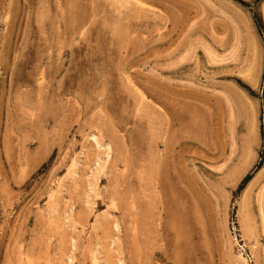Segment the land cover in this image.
I'll return each mask as SVG.
<instances>
[{"label":"rangeland","instance_id":"rangeland-1","mask_svg":"<svg viewBox=\"0 0 264 264\" xmlns=\"http://www.w3.org/2000/svg\"><path fill=\"white\" fill-rule=\"evenodd\" d=\"M0 264H264V0H0Z\"/></svg>","mask_w":264,"mask_h":264},{"label":"bare ground","instance_id":"bare-ground-1","mask_svg":"<svg viewBox=\"0 0 264 264\" xmlns=\"http://www.w3.org/2000/svg\"><path fill=\"white\" fill-rule=\"evenodd\" d=\"M166 155V154H165ZM167 156V155H166ZM163 157V156H162ZM168 157H169V154H168ZM167 158V157H166ZM159 176V175H158ZM157 176V177H158ZM160 179V178H159ZM157 180V179H156ZM161 180V179H160ZM164 180V179H163ZM162 185V184H161ZM160 186V185H159ZM163 191L161 190V194L160 195H162L163 193H162ZM162 200V199H161ZM163 201V200H162ZM162 203V202H161ZM166 203V202H165ZM158 207V206H157ZM161 209H162V207H161ZM161 211H163V209L161 210ZM164 214V213H163ZM160 218V217H159ZM158 221H160V220H158ZM161 223V222H160ZM159 223V224H160ZM159 228V227H158ZM164 234V233H163ZM177 234V233H176ZM164 235H166V234H164ZM160 236V235H159ZM162 237H163V235H161ZM166 237V236H165ZM162 239V238H161ZM160 244V243H159ZM181 245L182 244H179V250L181 249ZM159 253V252H158ZM160 256V255H159ZM163 256V255H162ZM164 257V256H163ZM159 259V258H158ZM154 261V260H153ZM160 262H162V261H160ZM164 262H166V261H164ZM163 263V262H162Z\"/></svg>","mask_w":264,"mask_h":264},{"label":"trees","instance_id":"trees-1","mask_svg":"<svg viewBox=\"0 0 264 264\" xmlns=\"http://www.w3.org/2000/svg\"><path fill=\"white\" fill-rule=\"evenodd\" d=\"M251 178V174H248V175H246L245 177H244V182H247L249 179ZM244 186V183H242L241 185H240V188H242Z\"/></svg>","mask_w":264,"mask_h":264}]
</instances>
